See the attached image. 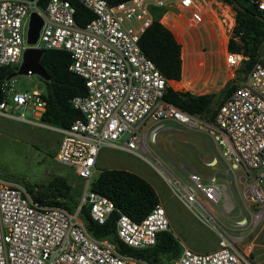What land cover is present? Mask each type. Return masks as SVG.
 Segmentation results:
<instances>
[{
  "label": "built area",
  "instance_id": "2783aa9c",
  "mask_svg": "<svg viewBox=\"0 0 264 264\" xmlns=\"http://www.w3.org/2000/svg\"><path fill=\"white\" fill-rule=\"evenodd\" d=\"M77 1L93 13L84 26L77 24L70 0H47L43 7L38 0H0V68L22 62L29 46L30 13L36 11L43 23L33 46L67 51L68 69L81 76L86 86V94L70 100L81 117L68 127H51L39 122L47 106L44 89L17 92L8 80L2 85L0 116L58 131L61 137L55 160L72 167L85 186L75 210L68 211L36 201L24 184L0 175V264H150L141 257L120 253L107 238L94 237L81 219V210L86 207L98 224L105 223L116 210L108 197L91 189L100 149L110 145L145 159L143 149L149 150L150 144L156 143L163 122L169 120L194 130L209 128L227 170H242L239 181L244 185L241 204L236 205L226 201L216 173L204 176L190 170L183 173L184 180L172 173L171 167L154 165L199 220L217 224L221 230L214 250L203 253L183 247L171 263L251 264L253 243L240 247L243 235L235 237L228 230L251 232L264 220V60L253 64L207 121L164 99L171 81L144 54L139 42L153 21L154 9L162 10L160 22L172 11L185 17L191 30L214 12L216 0H125L114 5L106 0ZM221 2L225 6L221 16L230 34L235 11L232 5ZM250 2L264 11V0ZM173 36L179 43L180 34ZM246 58L228 49L225 54L230 68ZM217 161L215 156L207 164ZM236 208L240 215L231 225L215 213L227 219ZM169 230V219L160 204L138 222L120 211L115 221L118 238L139 250L154 246L158 234Z\"/></svg>",
  "mask_w": 264,
  "mask_h": 264
},
{
  "label": "rangeland",
  "instance_id": "374dc122",
  "mask_svg": "<svg viewBox=\"0 0 264 264\" xmlns=\"http://www.w3.org/2000/svg\"><path fill=\"white\" fill-rule=\"evenodd\" d=\"M231 12L234 15L232 10ZM262 15L264 16V11ZM183 48V80H193L189 84L196 88V92L199 91L198 88H202L200 90L206 92L203 94H218L224 87L220 88L223 83L234 80L238 86L244 80L246 74L238 72L239 66L232 70L226 68L223 44L212 26H203L196 36L184 41ZM258 57L264 60V44L259 48ZM18 67L19 65L12 66V71ZM8 81L17 92L44 89L43 79L35 74L17 75ZM172 84L177 86L170 82L171 86ZM215 100L216 103L208 112L197 115L211 121V115H214L221 99L215 97ZM39 122L42 123L40 119ZM164 125L158 132L156 143H151L149 150L143 149L145 159L110 145L103 146L98 156L96 175L103 169H125L142 176L158 194L160 205L166 211L176 240L197 252L213 250L217 247L220 227L212 222L204 223L199 220L173 193L154 165H167L172 168V173L184 180L186 178L183 173L190 170L204 176L216 173L223 184L226 201H233L236 205L241 204L243 195L244 185L239 181V175H243V171L233 173L227 170L228 165L217 149L209 128L204 127L203 131L194 130L171 120L164 121ZM49 126L0 116V175L12 181L29 184L37 191H44L54 178L63 177L70 184L71 194L79 204L85 180L78 177L72 167L55 160L60 133L51 128L53 126ZM215 156L217 163L208 165L207 162ZM252 208L257 209L255 206ZM215 213L227 225L233 224L240 215L239 208L233 210L227 219L218 212ZM228 232L235 237L243 235L240 247L245 243H253V251L249 256L251 264H264V220L251 232L235 229ZM169 259L170 257L164 256L165 262Z\"/></svg>",
  "mask_w": 264,
  "mask_h": 264
},
{
  "label": "trees",
  "instance_id": "16d2710c",
  "mask_svg": "<svg viewBox=\"0 0 264 264\" xmlns=\"http://www.w3.org/2000/svg\"><path fill=\"white\" fill-rule=\"evenodd\" d=\"M46 1L38 0V5L43 7ZM70 1L75 9L77 24L84 26L93 18V13L77 0ZM106 1L114 5L125 0ZM221 1L232 5L235 11V24L228 39L227 49L247 57L241 61L238 69L239 73L246 74L259 60V48L264 44V21L260 19L264 16L250 0ZM161 13L162 10H153V21L141 35L140 47L168 81H179L182 76L181 45L172 32L159 21ZM69 62L70 56L65 50L44 49L41 56L40 64L50 77L49 81L43 80L42 97L47 106L41 121L45 124L68 127L76 118L81 117L80 112L71 106L70 100L74 96L86 94V86L81 76L68 69ZM11 67L0 68V102L4 98L2 85L6 76L12 72ZM176 84L179 85L180 82ZM236 87L234 80H230L218 94H194L187 90H176L168 84L164 99L189 113L203 114L216 103L215 97L221 99L219 107ZM24 185L31 196L40 203L61 206L68 211H74L78 205V200L71 194L70 184L63 177L54 178L44 191H37L26 183ZM91 189L108 197L116 208L103 224L94 222L88 209L82 208L81 219L94 237L107 238L115 244L120 253L141 257L150 264H172L171 259L181 253V246L171 231L160 232L154 246L140 250L127 246L118 238L115 221L119 211L138 222L159 204L154 187L142 176L125 169H103L93 179ZM164 256L170 257L168 262L164 261Z\"/></svg>",
  "mask_w": 264,
  "mask_h": 264
},
{
  "label": "crops",
  "instance_id": "0c3cea01",
  "mask_svg": "<svg viewBox=\"0 0 264 264\" xmlns=\"http://www.w3.org/2000/svg\"><path fill=\"white\" fill-rule=\"evenodd\" d=\"M216 2H217V5H215L214 12L208 13L205 16L203 23L199 27H197L195 29H191V30L188 29L187 26H186L185 17H182V16H179V15H177L175 13H172V11L166 13V15L161 18V22L174 35H175V33L176 34H180V38H177V36H176V38L178 39V41H179V43L181 45V58H182V76H181V78L182 79H180L179 81H171L172 83H175V84H176V82H180V85H177L176 84L177 86H175V85L173 86V84H172V87L174 89H176V90H187V91H190L191 93H194V94H203V93H206V92H203L202 90H200L202 88H198L199 91L196 92V90H195L196 88L194 86L191 87V85L189 84L193 80H189L188 78L185 79V81L183 80V76H184V61H183V58H184V56H183V54H184V52H183V50H184V48H183L184 41L187 40V39L190 40L194 36H196V33L198 32V30H200L203 26H209V27L212 26L213 28L216 29L217 35H219V37H220L221 44L224 43V48H223L224 49V52H223V54H224V58H225V54L227 52V43H228V39H229L230 34L226 31L225 24H224V19L221 16V14H222L221 11H224L225 6H224V4L221 1H217L216 0ZM225 62H226V60H225ZM226 68L232 70V68H230L227 65V63H226ZM225 84H226V82L223 83L220 86V88H222L223 86H225ZM163 126L165 127L164 122H163ZM159 204H160V202H159ZM169 223H170V221H169ZM170 229H171L172 234H173V227H171V224H170ZM179 244L181 246V250H182L183 247H188L187 244L184 245V246L180 242H179ZM188 248H190V247H188ZM210 251H212V250H210ZM210 251H205V252H210ZM205 252H203V253H205Z\"/></svg>",
  "mask_w": 264,
  "mask_h": 264
},
{
  "label": "water",
  "instance_id": "95a60500",
  "mask_svg": "<svg viewBox=\"0 0 264 264\" xmlns=\"http://www.w3.org/2000/svg\"><path fill=\"white\" fill-rule=\"evenodd\" d=\"M238 7V5H236ZM264 21L263 17H260ZM43 20L40 14L36 11L30 13L28 28H27V39L28 47L24 50L22 62L20 63L17 70L10 72L5 80H10L17 75H38L45 81H49L50 77L46 73L43 66L40 64L41 56L44 49L33 46L38 39L39 31L41 29Z\"/></svg>",
  "mask_w": 264,
  "mask_h": 264
},
{
  "label": "bare ground",
  "instance_id": "6f19581e",
  "mask_svg": "<svg viewBox=\"0 0 264 264\" xmlns=\"http://www.w3.org/2000/svg\"><path fill=\"white\" fill-rule=\"evenodd\" d=\"M223 48H224V43H223ZM180 85V84H179Z\"/></svg>",
  "mask_w": 264,
  "mask_h": 264
}]
</instances>
